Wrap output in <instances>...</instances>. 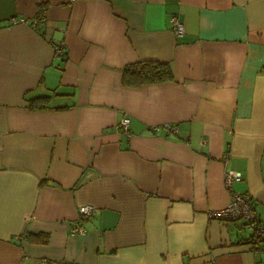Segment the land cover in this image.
Returning a JSON list of instances; mask_svg holds the SVG:
<instances>
[{
  "label": "crops",
  "instance_id": "1",
  "mask_svg": "<svg viewBox=\"0 0 264 264\" xmlns=\"http://www.w3.org/2000/svg\"><path fill=\"white\" fill-rule=\"evenodd\" d=\"M235 192L264 221V0H0V264H264Z\"/></svg>",
  "mask_w": 264,
  "mask_h": 264
},
{
  "label": "built area",
  "instance_id": "2",
  "mask_svg": "<svg viewBox=\"0 0 264 264\" xmlns=\"http://www.w3.org/2000/svg\"><path fill=\"white\" fill-rule=\"evenodd\" d=\"M15 21L16 18L14 19ZM24 20V19H23ZM173 29L176 35L183 34L184 24L182 20L174 15L172 17ZM55 50L58 56L64 55V44L59 42L55 45ZM129 124V118H124L122 125L127 129ZM241 178V173L234 170L226 172V185L232 186V183L236 179ZM95 211L93 204H83L79 207L78 216L74 224L70 228L72 234H87L88 230L82 225L83 219L91 216ZM213 218L222 220H239L243 224V228L249 232L247 237L248 247L257 254H264V221H262L255 209L254 202L249 193L235 192L232 196L230 203L220 209H216L209 214Z\"/></svg>",
  "mask_w": 264,
  "mask_h": 264
},
{
  "label": "trees",
  "instance_id": "3",
  "mask_svg": "<svg viewBox=\"0 0 264 264\" xmlns=\"http://www.w3.org/2000/svg\"><path fill=\"white\" fill-rule=\"evenodd\" d=\"M62 59H66L64 55H60ZM174 79L173 69L168 62L157 60H140L126 64L123 69V84L127 86H139L144 83H159L171 81ZM57 95L53 90L50 94L27 96V106L31 110H43L53 108L51 98ZM67 107V106H61ZM56 107V108H61ZM34 240L46 242L47 234L34 233ZM247 241V240H246Z\"/></svg>",
  "mask_w": 264,
  "mask_h": 264
}]
</instances>
